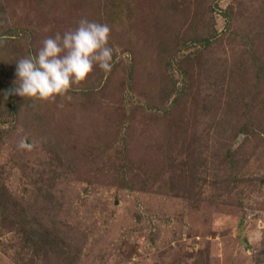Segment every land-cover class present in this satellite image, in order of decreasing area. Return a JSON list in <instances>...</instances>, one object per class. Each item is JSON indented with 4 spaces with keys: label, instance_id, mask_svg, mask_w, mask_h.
<instances>
[{
    "label": "rangeland",
    "instance_id": "obj_1",
    "mask_svg": "<svg viewBox=\"0 0 264 264\" xmlns=\"http://www.w3.org/2000/svg\"><path fill=\"white\" fill-rule=\"evenodd\" d=\"M81 18L111 72L17 95ZM0 264H264V0H0Z\"/></svg>",
    "mask_w": 264,
    "mask_h": 264
},
{
    "label": "clouds",
    "instance_id": "obj_2",
    "mask_svg": "<svg viewBox=\"0 0 264 264\" xmlns=\"http://www.w3.org/2000/svg\"><path fill=\"white\" fill-rule=\"evenodd\" d=\"M110 33L106 23L81 18L74 29L45 38L34 56L15 63L16 94L39 101L71 99V91L86 83L96 68L111 72ZM19 147L30 146L21 141Z\"/></svg>",
    "mask_w": 264,
    "mask_h": 264
}]
</instances>
